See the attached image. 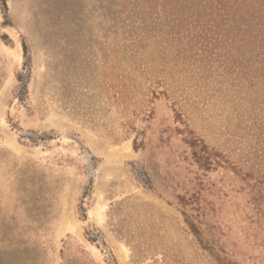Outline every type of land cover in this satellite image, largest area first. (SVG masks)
Segmentation results:
<instances>
[{"label": "rangeland", "instance_id": "1", "mask_svg": "<svg viewBox=\"0 0 264 264\" xmlns=\"http://www.w3.org/2000/svg\"><path fill=\"white\" fill-rule=\"evenodd\" d=\"M196 3L0 0V264H264V68Z\"/></svg>", "mask_w": 264, "mask_h": 264}, {"label": "trees", "instance_id": "2", "mask_svg": "<svg viewBox=\"0 0 264 264\" xmlns=\"http://www.w3.org/2000/svg\"><path fill=\"white\" fill-rule=\"evenodd\" d=\"M203 2L210 4L207 6L208 9H200L202 6H206V4L203 5ZM240 3L244 4V2ZM236 4L237 0H198L192 13L187 15L186 19L183 17L186 21L182 26L184 34L201 45H207L209 39H215V37L223 38L224 42L230 44L234 49L236 45L241 48L242 46L254 44L264 68V0H252L247 9L249 11L248 15H241L242 19L232 14ZM252 4L253 13L250 10ZM244 21L246 26L242 29L241 42L237 44L236 39L234 37L230 38L224 31L227 28H232L233 24L240 29Z\"/></svg>", "mask_w": 264, "mask_h": 264}]
</instances>
